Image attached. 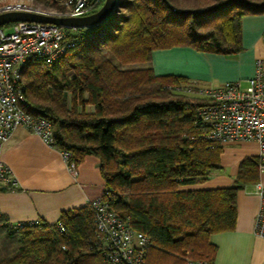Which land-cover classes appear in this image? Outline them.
<instances>
[{
	"label": "trees",
	"instance_id": "1",
	"mask_svg": "<svg viewBox=\"0 0 264 264\" xmlns=\"http://www.w3.org/2000/svg\"><path fill=\"white\" fill-rule=\"evenodd\" d=\"M184 1L192 4L120 0L100 24L63 27L68 48L61 59L29 58L22 70L26 101L51 122L52 145L69 151L75 165L88 154L99 159L104 197L147 236L150 264H184L185 254L211 262V235L233 229L238 190L258 181L257 157H248L232 185L197 186L221 168L222 146L207 137L198 115L208 100L185 94L188 78L157 75L150 63L154 50L176 46L239 52L241 17L264 13V0ZM94 218L89 204L64 210L60 232L57 222L14 229L0 214V264H37L39 251L50 264L102 262Z\"/></svg>",
	"mask_w": 264,
	"mask_h": 264
},
{
	"label": "crops",
	"instance_id": "2",
	"mask_svg": "<svg viewBox=\"0 0 264 264\" xmlns=\"http://www.w3.org/2000/svg\"><path fill=\"white\" fill-rule=\"evenodd\" d=\"M263 32L264 13L247 14L241 17L239 52L218 54L176 46L154 50L150 66L157 75L184 76L201 88H215L229 82L245 86L254 73L256 59L264 60ZM221 146V168L198 184L199 188L232 185L240 161L258 155V146L253 141ZM0 157L18 182L12 190L0 183V214L10 224L36 218L54 224L62 211L88 205L104 189L96 156L85 155L76 164L74 174L61 150L22 125L15 126L0 144ZM257 169L258 181L264 185V171ZM259 202L254 183L238 190L235 225L231 230L211 235L215 256L205 264H264V237L253 232Z\"/></svg>",
	"mask_w": 264,
	"mask_h": 264
},
{
	"label": "built area",
	"instance_id": "3",
	"mask_svg": "<svg viewBox=\"0 0 264 264\" xmlns=\"http://www.w3.org/2000/svg\"><path fill=\"white\" fill-rule=\"evenodd\" d=\"M102 0H64L66 8L61 13L43 11L25 0H12L0 7V12L25 11L51 16H83L96 11ZM8 28L9 31L6 29ZM264 38V32H263ZM63 26L34 21H18L0 26V144L17 125L26 127L46 143L52 145L51 122L43 115L34 114L23 93L22 70L29 58L52 64L66 53ZM188 91L191 87L187 88ZM208 103L198 109V115L208 126L207 137L219 144L253 141L258 146V168L264 171V60L257 58L253 75L245 86L229 82L215 88L200 90ZM69 169L75 174L76 165L70 161V152L61 151ZM0 183L15 189L18 182L10 168L0 157ZM259 196L253 232L264 237V185L254 183ZM106 192L91 200L94 212V249L101 256L102 264H150L146 252L147 236L133 229L119 216L104 197ZM36 218L13 223L14 229L23 226H40ZM60 232L64 228L57 222ZM184 264H198L187 261Z\"/></svg>",
	"mask_w": 264,
	"mask_h": 264
},
{
	"label": "water",
	"instance_id": "4",
	"mask_svg": "<svg viewBox=\"0 0 264 264\" xmlns=\"http://www.w3.org/2000/svg\"><path fill=\"white\" fill-rule=\"evenodd\" d=\"M120 0H104L94 12L83 16H51L25 11L0 12V26L18 21H34L60 25L67 28H86L100 24L119 9Z\"/></svg>",
	"mask_w": 264,
	"mask_h": 264
},
{
	"label": "rangeland",
	"instance_id": "5",
	"mask_svg": "<svg viewBox=\"0 0 264 264\" xmlns=\"http://www.w3.org/2000/svg\"><path fill=\"white\" fill-rule=\"evenodd\" d=\"M12 0H0V7L8 2H10ZM25 1H28L30 3H32L33 5L35 6H38L40 9H42L43 11H51V12H54V13H61L63 11H65V7H64V0H25ZM187 1V0H186ZM181 2L183 4H185L186 6H190L192 4V2L188 1L185 3L184 0H181ZM126 11L125 10H122L121 11V14H125ZM113 30H114V27H111ZM7 31L8 28L6 29ZM111 58H113V56L111 54H109ZM115 63H117V65H119L120 67L122 68H135V67H146L147 64L146 63H133V64H119L117 61H115ZM186 89H185V94H188L191 98H194L196 100H199V101H204V96L203 94L200 92V90L204 89V88H201V87H197L195 85H192L191 83H188L186 85ZM192 86V87H191ZM194 86V87H193ZM188 87H191V90L188 91L187 88ZM13 224V223H12ZM34 242L36 241H32V246L35 245ZM39 254H41V258L38 260L37 264H50L51 260H46L44 258V254L42 253V251H39ZM182 258L185 260V262L187 261H196L197 259H194L193 256H189L188 254H185L184 256H182ZM97 262H95L96 264H102L100 258L98 260H96ZM184 262V263H185Z\"/></svg>",
	"mask_w": 264,
	"mask_h": 264
},
{
	"label": "bare ground",
	"instance_id": "6",
	"mask_svg": "<svg viewBox=\"0 0 264 264\" xmlns=\"http://www.w3.org/2000/svg\"><path fill=\"white\" fill-rule=\"evenodd\" d=\"M10 226V225H9Z\"/></svg>",
	"mask_w": 264,
	"mask_h": 264
}]
</instances>
